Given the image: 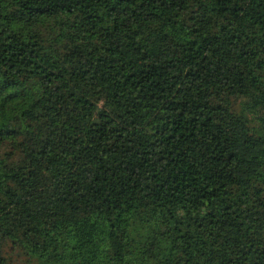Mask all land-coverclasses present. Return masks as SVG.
Segmentation results:
<instances>
[{"label":"trees","instance_id":"1","mask_svg":"<svg viewBox=\"0 0 264 264\" xmlns=\"http://www.w3.org/2000/svg\"><path fill=\"white\" fill-rule=\"evenodd\" d=\"M264 264V0H0V264Z\"/></svg>","mask_w":264,"mask_h":264},{"label":"rangeland","instance_id":"2","mask_svg":"<svg viewBox=\"0 0 264 264\" xmlns=\"http://www.w3.org/2000/svg\"><path fill=\"white\" fill-rule=\"evenodd\" d=\"M1 254L6 258L8 264H27V257L19 250L11 247L5 242L1 247Z\"/></svg>","mask_w":264,"mask_h":264}]
</instances>
